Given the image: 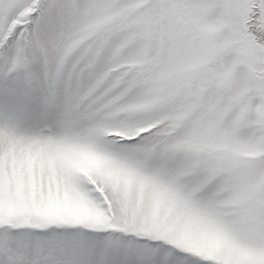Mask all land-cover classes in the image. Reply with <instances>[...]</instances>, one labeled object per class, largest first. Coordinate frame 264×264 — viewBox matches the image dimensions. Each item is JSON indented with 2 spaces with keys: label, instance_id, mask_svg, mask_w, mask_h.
Wrapping results in <instances>:
<instances>
[{
  "label": "snow or ice",
  "instance_id": "snow-or-ice-1",
  "mask_svg": "<svg viewBox=\"0 0 264 264\" xmlns=\"http://www.w3.org/2000/svg\"><path fill=\"white\" fill-rule=\"evenodd\" d=\"M0 264H264V0H0Z\"/></svg>",
  "mask_w": 264,
  "mask_h": 264
}]
</instances>
